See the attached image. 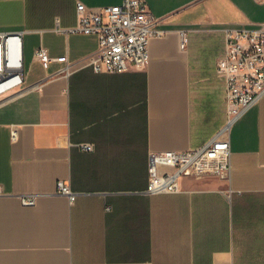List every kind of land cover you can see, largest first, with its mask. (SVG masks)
<instances>
[{
  "label": "crops",
  "instance_id": "1",
  "mask_svg": "<svg viewBox=\"0 0 264 264\" xmlns=\"http://www.w3.org/2000/svg\"><path fill=\"white\" fill-rule=\"evenodd\" d=\"M123 1L0 0V32L23 33L25 67L23 88L0 100V264H264V97L232 129L229 179L144 194L151 152L200 147L224 125L226 31L263 27L264 4L147 0L161 34L148 66L97 74L98 38L54 28L76 25L79 2Z\"/></svg>",
  "mask_w": 264,
  "mask_h": 264
},
{
  "label": "built area",
  "instance_id": "2",
  "mask_svg": "<svg viewBox=\"0 0 264 264\" xmlns=\"http://www.w3.org/2000/svg\"><path fill=\"white\" fill-rule=\"evenodd\" d=\"M256 1L264 4V0ZM158 21L149 11L147 0H124L119 6L98 9H89L79 2L76 25L63 28L57 21L54 31L96 36L99 46L89 58V66L97 74H117L132 67L148 66L150 42L161 35L155 30ZM22 39L23 33L0 32V100L19 92L24 86ZM186 45L187 38L182 33L181 49L185 50ZM35 58L45 70L54 61L43 47L36 50ZM217 73L226 85L228 108L224 125L200 147L151 152L144 194L179 193L181 178L229 179L232 129L264 97V26L257 30H227L225 55L218 61ZM83 148L88 152L94 150L93 145ZM57 193L67 197L72 204L79 195L64 181L57 183ZM20 199L24 206H34L37 197L26 195Z\"/></svg>",
  "mask_w": 264,
  "mask_h": 264
}]
</instances>
